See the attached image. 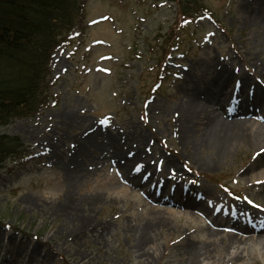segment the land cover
<instances>
[{"label":"rangeland","instance_id":"374dc122","mask_svg":"<svg viewBox=\"0 0 264 264\" xmlns=\"http://www.w3.org/2000/svg\"><path fill=\"white\" fill-rule=\"evenodd\" d=\"M199 1L167 52L149 48L177 30V4L84 1L50 105L0 127L32 152L0 168V264H264L263 121L217 155L182 111L224 65L223 96L264 90V0Z\"/></svg>","mask_w":264,"mask_h":264},{"label":"trees","instance_id":"16d2710c","mask_svg":"<svg viewBox=\"0 0 264 264\" xmlns=\"http://www.w3.org/2000/svg\"><path fill=\"white\" fill-rule=\"evenodd\" d=\"M86 0H0V127L18 118L32 117L50 105L53 53L70 44L84 16ZM177 4L179 17L194 18L199 0H167ZM181 21V20H180ZM179 21V22H180ZM170 29L168 38L158 36L162 46L185 27ZM30 154L18 136L0 134V168L11 157Z\"/></svg>","mask_w":264,"mask_h":264},{"label":"bare ground","instance_id":"6f19581e","mask_svg":"<svg viewBox=\"0 0 264 264\" xmlns=\"http://www.w3.org/2000/svg\"><path fill=\"white\" fill-rule=\"evenodd\" d=\"M224 67V71L218 74L213 69V78L204 82L202 87L200 85L195 87L196 99L191 97L182 102L183 116H185L187 123L190 124L196 121V124L201 122L204 126L206 124L208 127L206 131L207 139L209 143L213 145L217 144L219 148L217 155L233 144L232 142L236 139L237 134L244 132L247 124L251 121L257 122L253 120L255 118H261L263 121L255 130L256 140L259 143L264 141V118L260 117L263 112L259 111L258 107L255 106L256 103H261L259 100L264 98V90H257L254 96L249 95L251 96L250 99L248 97H244L242 100L236 99L233 92L230 95L226 93L223 96L221 93L222 87L219 90H215V88L218 89L220 85L227 87V82L231 81V74L226 65ZM216 80L219 81L216 83ZM263 145L264 143L259 148H262ZM76 152L77 155L84 154L81 145ZM130 158L125 156L124 167L128 166ZM195 207L193 205L190 208L194 209ZM260 233L262 232H257L259 234L258 237H260ZM233 239V237L229 238L228 245L235 243Z\"/></svg>","mask_w":264,"mask_h":264},{"label":"snow or ice","instance_id":"6c2138e0","mask_svg":"<svg viewBox=\"0 0 264 264\" xmlns=\"http://www.w3.org/2000/svg\"><path fill=\"white\" fill-rule=\"evenodd\" d=\"M262 152H264V149H261Z\"/></svg>","mask_w":264,"mask_h":264}]
</instances>
